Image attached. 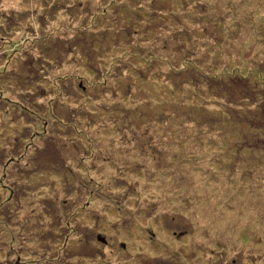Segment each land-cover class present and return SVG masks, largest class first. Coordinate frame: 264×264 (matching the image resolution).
<instances>
[{
  "label": "rangeland",
  "instance_id": "374dc122",
  "mask_svg": "<svg viewBox=\"0 0 264 264\" xmlns=\"http://www.w3.org/2000/svg\"><path fill=\"white\" fill-rule=\"evenodd\" d=\"M0 264H264V0H0Z\"/></svg>",
  "mask_w": 264,
  "mask_h": 264
}]
</instances>
